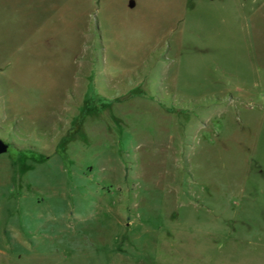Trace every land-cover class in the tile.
<instances>
[{
    "label": "rangeland",
    "instance_id": "rangeland-1",
    "mask_svg": "<svg viewBox=\"0 0 264 264\" xmlns=\"http://www.w3.org/2000/svg\"><path fill=\"white\" fill-rule=\"evenodd\" d=\"M0 264H264V0H0Z\"/></svg>",
    "mask_w": 264,
    "mask_h": 264
},
{
    "label": "water",
    "instance_id": "water-1",
    "mask_svg": "<svg viewBox=\"0 0 264 264\" xmlns=\"http://www.w3.org/2000/svg\"><path fill=\"white\" fill-rule=\"evenodd\" d=\"M8 144L0 138V154L6 152Z\"/></svg>",
    "mask_w": 264,
    "mask_h": 264
}]
</instances>
